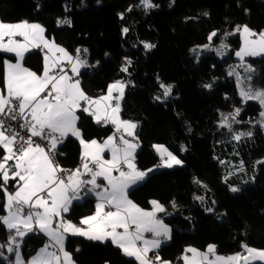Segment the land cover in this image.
Listing matches in <instances>:
<instances>
[{"label": "trees", "instance_id": "1", "mask_svg": "<svg viewBox=\"0 0 264 264\" xmlns=\"http://www.w3.org/2000/svg\"><path fill=\"white\" fill-rule=\"evenodd\" d=\"M152 2L158 7L146 13L143 6L136 7L139 0H0V21L39 23L46 29L47 38L54 39L69 52L88 49L84 55L94 67L85 68L79 79L90 97H98L116 80L133 82L134 86L125 91L120 115L124 120L138 122L136 133L141 147L136 154L137 167L146 170L159 164L153 144L165 145L184 161L182 167L151 173L129 194V199L144 209H149V201L153 199L165 205L168 214L162 213L161 218L172 233L169 243L158 250L164 260L182 264L180 257L189 246L202 251L208 244H215L217 253L227 256L242 252V242L264 249V164L256 163L264 158V134L259 127L248 123L259 115L261 107L255 101L242 103L236 79L227 74V68L233 66L242 77L252 76L254 88H264V56L247 59L246 64L254 69L248 73L243 65H236L233 52L223 59L202 52L197 60L190 51L207 43L213 30L219 32L214 38L216 42L237 25L246 24L256 32L264 30V1ZM65 6H69L68 11ZM129 6H133L130 12ZM120 13L124 19H120ZM65 17L71 19L72 26L58 27L57 19ZM124 27L129 28L127 34H122ZM141 41L156 47L146 52ZM226 41L234 48L240 45L238 36ZM125 57L132 61L130 75L120 71ZM5 59L15 60L13 55L0 53V87ZM24 65L39 70L40 53L27 54ZM157 76L175 86L173 95L164 103L154 99L162 94ZM209 83L213 85L211 90L203 87ZM237 107L242 109L239 127L253 132L251 138L239 142L232 139L228 129L218 127L220 114H229ZM78 115L85 140L101 141L114 131L110 125L96 124L83 112ZM182 145L187 151H181ZM80 148L77 139H65L59 147L60 164L71 169L78 167ZM230 151L235 154H229ZM232 158L236 163L243 161L248 173L233 175L225 183L219 160ZM250 172L254 173L253 182L242 183ZM191 177L207 185L203 203L193 199L194 194L202 195V192L195 191ZM229 185L239 187L240 191L231 192ZM2 197L0 193V215L4 214ZM173 200L176 209L170 203ZM94 201L88 198L73 204L66 218L78 222L93 211ZM208 207L214 211H205ZM8 234L0 226V243L7 241ZM43 242L44 238L38 234L27 236L23 242L24 254L27 255V249L40 248ZM65 247L73 254L76 264H137L110 242L101 244L69 235ZM0 264L7 261L0 259Z\"/></svg>", "mask_w": 264, "mask_h": 264}, {"label": "snow or ice", "instance_id": "2", "mask_svg": "<svg viewBox=\"0 0 264 264\" xmlns=\"http://www.w3.org/2000/svg\"><path fill=\"white\" fill-rule=\"evenodd\" d=\"M140 6L146 13L158 7L152 0H139L136 7ZM132 9L133 6H129L127 11ZM65 10L68 11L69 6H65ZM118 15L124 19L123 13ZM56 24L71 27L72 21L68 17L58 18ZM45 32L39 23L0 21V53L12 54L15 58V62L3 61L0 87V193H3L5 213L0 215V226L9 233L7 241L0 243V249L10 254L5 256L0 251V259L7 264H76L73 254L65 247V241L71 235L101 244L110 242L125 256L134 258L137 264H172L158 251L171 239L172 233L158 215L168 214L165 205L153 199L149 201L151 210H145L129 199V190L156 169L182 167L184 161L165 145L153 144L160 158L159 164L146 170L139 169L135 163L137 150L141 147L136 133L138 122L124 120L120 115L125 91L130 85L134 86L133 82L116 80L108 84L106 94L96 98L88 96L79 79L81 69L94 67L84 55L88 49L77 48L73 54L54 39H48ZM128 32L129 28H122V34ZM235 33L240 34L242 41L235 52L242 64L245 57L264 55V30L256 32L246 24L237 25L233 31L224 34L225 39ZM218 35V30H213L207 37L208 43L190 49L197 60L204 51L225 55L223 50L228 46L223 40L219 48L212 47ZM141 43L146 52L156 47L149 42ZM33 49H47L42 73L24 66L26 54ZM124 59L120 71L130 75L132 61L128 57ZM244 67L246 72H254L250 64H244ZM228 75L235 76L242 103H259L260 119L249 123L264 129V88H254L252 76L242 77L235 68H230ZM156 79L162 94L154 99L164 103L173 95L175 86L164 83L159 76ZM203 87L211 90L213 85L209 83ZM241 111L237 107L232 113H221L218 121V127L227 128L236 142L253 136L252 131L236 132L233 129V124L242 123L238 119ZM79 112L90 116L98 125L111 124L114 131L102 143L97 139L85 140L78 125ZM69 137H75L81 145L80 164L75 169H65L57 161V156L61 155L59 146ZM181 151H187L186 147L182 145ZM106 153L111 154V159L105 158ZM220 163L227 162L221 160ZM256 163L264 164V160ZM236 171H244L243 161ZM233 174L229 172L223 178L224 182L227 183ZM194 183L207 188L198 178H194ZM229 190L237 193L240 188L229 185ZM87 195L95 196L96 211L81 218L78 226L65 217L73 202ZM193 199L200 203L205 201L202 195L194 194ZM170 203L173 209L178 207L175 200ZM212 203L216 202L213 200ZM205 211L211 213L214 208L208 207ZM37 231L43 233L48 242L26 260L21 253L24 238ZM145 233H150L151 238H146ZM241 248L242 252L222 256L217 253L215 244H208L204 251L189 246L180 259L183 264H264V249L243 242ZM150 252L154 255L149 256Z\"/></svg>", "mask_w": 264, "mask_h": 264}, {"label": "rangeland", "instance_id": "3", "mask_svg": "<svg viewBox=\"0 0 264 264\" xmlns=\"http://www.w3.org/2000/svg\"><path fill=\"white\" fill-rule=\"evenodd\" d=\"M264 1V0H263ZM233 31V30H232ZM228 32H231V31H228ZM228 32H226V33H228ZM235 36H238L239 37V39H240V45H239V47H237V48H234L232 45H230L226 40L227 39H230V38H232V37H235ZM222 37V40L224 41V43L225 44H227V48L226 49H224L223 51L225 52V55H223V56H218L217 54H216V52L215 51H204L205 53H212V54H214L217 58H219V59H223V58H226V57H228L230 54H231V52H233V58H234V60H236L237 62H239L240 63V65H243L244 66V64H246V61H247V59L248 58H258V57H263L264 55H261V56H248V57H245V60H244V63L242 64V62L240 61V59L235 55V52L236 51H238L239 49H240V47H241V43H242V41H241V37H240V34L239 33H235V34H233V35H229V36H227V38L225 39V35H222L221 36ZM222 40H220V41H218V42H216V41H214L213 40V45H212V47H214V48H219V46H220V44H221V41ZM208 43V42H207ZM194 55H195V53H193ZM230 68H233V66H230L229 68H227V74H228V71L230 70ZM229 76V75H228ZM247 76V75H246ZM229 77H233L234 79H236L235 78V76H229ZM240 95V94H239ZM241 97V96H240ZM256 102V101H255ZM258 103V102H257ZM259 104V103H258ZM261 111H262V109H261ZM260 111V112H261ZM232 113V112H231ZM260 119V117H259V115L258 116H256L253 120L251 119V121H256V120H259ZM248 123H249V121H248ZM249 124H251L252 126H254V127H259V125H256V124H254V123H249ZM241 125V123L240 124H233V129L236 131V132H242V131H245L246 132V130H242L239 126ZM260 128V127H259ZM227 129V128H226ZM261 129V128H260ZM261 131L263 132V134H264V129H261ZM138 151V150H137ZM229 154H235V152H229ZM105 158L106 159H108L106 156H105ZM110 159V158H109ZM262 160H264V158L262 159ZM220 161L221 160H219V163H220ZM223 161H226L227 163H225V164H221L220 163V168H221V171H222V173H223V175H224V177L226 176V175H228V173L229 172H233L234 174L233 175H236V174H245V173H248V172H246L247 170H246V167L244 166V171L243 172H238V171H236V168L239 166V164H240V162H235L236 160H235V158H232V159H229V160H223ZM160 162V161H159ZM176 167H180V166H176ZM255 167V166H254ZM173 168H175V167H173ZM256 168V167H255ZM162 169H168V168H158V169H156L155 171H153V172H156V171H159V170H162ZM153 172H151V173H153ZM151 173H149L148 174V176L151 174ZM114 174H117V173H114ZM232 175V176H233ZM231 177V176H230ZM253 177H254V173L253 172H250L249 173V175L247 176V178H246V180H247V183H250V182H253ZM146 180V179H145ZM144 180V181H145ZM190 180H192V182H193V185H194V189H195V191H198L199 189L201 190V192H202V196H204V197H206L205 196V194H206V192H207V189L206 188H203V187H201V186H199L198 184H196V183H194V177H191L190 178ZM144 181H141V182H139L138 184H136V185H134L131 189H133V188H135V187H137L138 185H140V184H142ZM242 183H245V182H242ZM204 184V183H203ZM130 189V190H131ZM129 190V191H130ZM91 196H93L94 197V199H96L95 198V196L94 195H91ZM81 202H83V200L81 201ZM151 204H150V207H149V209H145V210H151ZM161 214L162 213H159L158 215L161 217ZM170 227V226H169ZM171 228V227H170ZM169 241L170 240H167V241H165L161 246H163V245H167L168 243H169ZM152 252H150L149 254H151ZM190 255V254H189ZM129 258H132V257H129ZM132 259H134V258H132ZM255 263H260V262H254V264Z\"/></svg>", "mask_w": 264, "mask_h": 264}, {"label": "crops", "instance_id": "4", "mask_svg": "<svg viewBox=\"0 0 264 264\" xmlns=\"http://www.w3.org/2000/svg\"><path fill=\"white\" fill-rule=\"evenodd\" d=\"M17 23V22H16ZM49 39V38H48ZM5 40H7V37H5ZM51 40V39H50ZM35 51H37L38 53H40V55H41V66H40V68H39V70H34V69H31V68H29L30 70H32V71H36L37 73H42V71H43V64H44V54H45V52H47V49H44L43 51H41V50H39V49H33L31 52H35ZM27 54H29V53H27ZM26 54V55H27ZM74 54V53H73ZM10 55H12V54H10ZM57 55H59V54H57ZM10 61H12V60H10ZM12 62H15V60H13ZM236 65H240V63L239 62H237L236 63ZM25 67H26V65H24ZM28 68V67H27ZM85 69V68H84ZM84 69H81V72L84 70ZM107 93V88H106V90H105V92L104 93H102V94H100L98 97H100L101 95H104V94H106ZM96 98V97H95ZM108 125H110L112 128H113V126L111 125V124H108ZM114 129V128H113ZM73 138H75V137H73ZM76 139V138H75ZM105 139H103V140H101V141H98V142H103ZM79 141V140H78ZM81 146V145H80ZM80 151H81V148H80ZM105 156L109 159H111V154L110 153H106L105 154ZM88 198H93L94 199V197L93 196H91V195H87V196H85L82 200L84 201V200H86V199H88ZM82 200H80V201H74L73 202V204H75V203H81V201ZM95 201H94V209H93V211L90 213V214H88V215H85V216H83V217H86V216H90V215H93L94 213H95V211H96V208H95V205H96V199H94ZM5 214V213H4ZM83 217H81V218H83ZM66 218V217H65ZM80 218V219H81ZM66 219H68V218H66ZM80 219H79V221H80ZM68 220H71V219H68ZM72 221V220H71ZM79 221L78 222H74V221H72L74 224H76V225H78L79 226ZM81 227H85V226H81ZM32 234H38V235H40V236H42L43 238H44V242H43V245L40 247V248H42L43 246H44V244L46 243V242H48V238L43 234V233H40L39 231H37V232H35V233H30L29 235H32ZM28 235V236H29ZM71 236V235H70ZM27 237V236H26ZM25 237V238H26ZM24 238V239H25ZM85 238V237H84ZM65 243H66V241H65ZM40 248H38V249H36V250H32V249H27V255L26 254H24V250H23V244H22V246H21V253H22V256L27 260L28 258H30L31 256H33V255H35V253L40 249ZM51 250V249H50ZM206 250V249H205ZM202 251H204V250H202ZM151 254H154V253H151ZM150 255V254H149ZM222 256H227V255H222ZM15 259V257L14 256H12V260H14ZM182 264H183V261H182Z\"/></svg>", "mask_w": 264, "mask_h": 264}, {"label": "built area", "instance_id": "5", "mask_svg": "<svg viewBox=\"0 0 264 264\" xmlns=\"http://www.w3.org/2000/svg\"><path fill=\"white\" fill-rule=\"evenodd\" d=\"M41 143H43L42 141H41ZM62 145V144H61ZM60 145V146H61ZM59 146V147H60ZM57 161L59 162V160H58V156H57ZM60 163V162H59ZM65 169H71V168H67V167H64ZM145 236H146V238H151V234L150 233H145ZM3 251V250H2ZM4 252V251H3ZM5 253V256H9L10 254H8L6 251L4 252ZM154 254H150L149 256H153ZM11 259H12V256L10 257Z\"/></svg>", "mask_w": 264, "mask_h": 264}]
</instances>
